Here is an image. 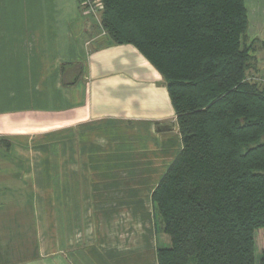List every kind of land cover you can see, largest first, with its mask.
<instances>
[{
	"label": "crops",
	"instance_id": "1",
	"mask_svg": "<svg viewBox=\"0 0 264 264\" xmlns=\"http://www.w3.org/2000/svg\"><path fill=\"white\" fill-rule=\"evenodd\" d=\"M245 1L248 43L264 72V0ZM95 21L81 0H0V134L91 122L119 139L118 146L69 150L82 163L39 164V190H51L39 191L35 210L3 218L36 220L41 235L44 205L51 207V257L67 252L65 264H159L153 193L183 146L176 113L157 69ZM52 171L72 182L66 193L56 195ZM29 240L13 244L17 255L0 251V264L39 259L43 243Z\"/></svg>",
	"mask_w": 264,
	"mask_h": 264
},
{
	"label": "trees",
	"instance_id": "2",
	"mask_svg": "<svg viewBox=\"0 0 264 264\" xmlns=\"http://www.w3.org/2000/svg\"><path fill=\"white\" fill-rule=\"evenodd\" d=\"M163 77L182 149L153 193L159 264H264V81L245 0H99Z\"/></svg>",
	"mask_w": 264,
	"mask_h": 264
},
{
	"label": "rangeland",
	"instance_id": "3",
	"mask_svg": "<svg viewBox=\"0 0 264 264\" xmlns=\"http://www.w3.org/2000/svg\"><path fill=\"white\" fill-rule=\"evenodd\" d=\"M83 1L81 0L83 11L102 27V9L99 8L96 13L90 14L84 7ZM249 79L262 82L264 81V72L251 70ZM109 132L113 131L107 125L90 122L53 130L0 134V236L6 237L5 244H8V242L11 244V248L7 251L6 245H2L3 238L0 237V240H2L0 251L9 253L12 251L16 252L15 255H17V250L13 244H19L20 247L27 246L26 239L29 238V244L37 242L39 246V241L43 243V255H40L39 259L34 257L23 264H65L63 259L66 258L67 252L61 253L60 257H51L52 241L55 240L51 229L53 223L51 207L44 205V220H39V225H42L41 235H39V226L36 220H19L18 218L9 220L11 218L3 217L4 215L15 216L17 213L25 212L28 209L35 210V201L39 199V191L43 189L46 191L51 190L48 187L39 190V164L43 166L49 164L48 168L52 170V167H60L59 165L69 163V161L71 163H82L83 156H68L69 150L78 153L85 147L118 146L119 139L113 138V134ZM115 139H117V142ZM49 172L51 173V171ZM53 174L58 185L56 188L59 189L56 195H61L62 190L66 193L71 181L67 179V176L61 177L59 172H53ZM64 174L67 175L68 173L65 172ZM16 222L26 225V229L17 230L18 225ZM156 231L160 246L169 247L171 241L169 236L164 233L163 227L158 225ZM35 234L38 235L35 236ZM42 234L44 235L42 236ZM56 244H63V240L58 233L56 234ZM0 255L3 257V253H0ZM27 257H31L30 254Z\"/></svg>",
	"mask_w": 264,
	"mask_h": 264
},
{
	"label": "built area",
	"instance_id": "4",
	"mask_svg": "<svg viewBox=\"0 0 264 264\" xmlns=\"http://www.w3.org/2000/svg\"><path fill=\"white\" fill-rule=\"evenodd\" d=\"M83 5L87 9V12L90 14L96 13L99 10V8L102 9V6L99 0H84Z\"/></svg>",
	"mask_w": 264,
	"mask_h": 264
},
{
	"label": "water",
	"instance_id": "5",
	"mask_svg": "<svg viewBox=\"0 0 264 264\" xmlns=\"http://www.w3.org/2000/svg\"><path fill=\"white\" fill-rule=\"evenodd\" d=\"M171 126H161L159 127V130H167V129H171Z\"/></svg>",
	"mask_w": 264,
	"mask_h": 264
}]
</instances>
